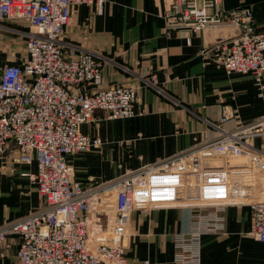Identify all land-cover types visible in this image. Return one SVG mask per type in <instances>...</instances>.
I'll return each mask as SVG.
<instances>
[{"label": "built area", "instance_id": "2783aa9c", "mask_svg": "<svg viewBox=\"0 0 264 264\" xmlns=\"http://www.w3.org/2000/svg\"><path fill=\"white\" fill-rule=\"evenodd\" d=\"M103 0H0V20L25 22V58L0 72V160L11 150L21 165L36 163L28 175L41 197L28 215L0 225V249L17 241L19 264H127L125 237L135 209L187 206L211 208L192 214L191 230L173 235V264H199L200 238L221 231L218 212L246 201L250 231L264 243V201L256 199L257 175L264 172V116L224 132L215 140L169 159L124 171L83 186L68 158L99 147V137L80 132L96 114L107 120L131 118L136 89L102 88L109 60L65 42L71 8ZM172 30L198 33L207 27H233L236 33L200 50L213 56L226 74H248L257 96L264 92V28L249 8L226 10L222 0H172L164 15ZM90 86L91 90H82ZM221 117L220 121H225Z\"/></svg>", "mask_w": 264, "mask_h": 264}, {"label": "crops", "instance_id": "0c3cea01", "mask_svg": "<svg viewBox=\"0 0 264 264\" xmlns=\"http://www.w3.org/2000/svg\"><path fill=\"white\" fill-rule=\"evenodd\" d=\"M171 1L103 0L100 7L71 8L65 42L109 60L102 71V88L130 86L137 95L133 117L107 120L96 114L93 121L80 125L83 135L102 141L68 158L83 186L169 159L264 116V92L257 96L248 74H226L213 56L199 55L202 48L229 39L236 30L224 26L166 34L163 15ZM222 6L249 8L255 27L264 28V0H222ZM28 31L25 22L0 20V72L6 65L22 64ZM252 143L264 151L260 139ZM16 157L13 149L0 160V225L28 215L42 200L28 177L35 173L36 163L19 165ZM256 178V199L264 201V172ZM210 210H133L125 237L127 264H173V235H186L192 214ZM250 215L246 201L224 206L218 212L222 230L200 238L199 264H264V243L249 235ZM16 250V240L9 249H0V264H19Z\"/></svg>", "mask_w": 264, "mask_h": 264}, {"label": "rangeland", "instance_id": "374dc122", "mask_svg": "<svg viewBox=\"0 0 264 264\" xmlns=\"http://www.w3.org/2000/svg\"><path fill=\"white\" fill-rule=\"evenodd\" d=\"M26 42V41H25ZM18 164V163H17ZM19 165H21V164H19Z\"/></svg>", "mask_w": 264, "mask_h": 264}]
</instances>
